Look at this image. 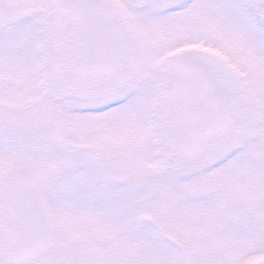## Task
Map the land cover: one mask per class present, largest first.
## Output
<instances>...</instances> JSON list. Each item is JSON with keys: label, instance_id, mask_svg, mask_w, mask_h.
<instances>
[{"label": "snow or ice", "instance_id": "obj_1", "mask_svg": "<svg viewBox=\"0 0 264 264\" xmlns=\"http://www.w3.org/2000/svg\"><path fill=\"white\" fill-rule=\"evenodd\" d=\"M0 264H264V0H0Z\"/></svg>", "mask_w": 264, "mask_h": 264}]
</instances>
